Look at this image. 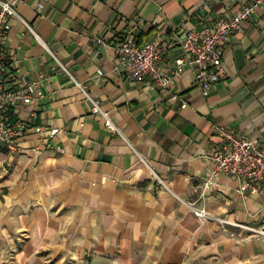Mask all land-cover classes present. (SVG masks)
<instances>
[{"label":"crops","instance_id":"1","mask_svg":"<svg viewBox=\"0 0 264 264\" xmlns=\"http://www.w3.org/2000/svg\"><path fill=\"white\" fill-rule=\"evenodd\" d=\"M254 1H17L39 40L12 18L2 43L7 85L33 101L14 111L29 127L16 148L0 142V264H264V237L201 222L182 202L264 228V184L245 196L225 175L203 185L222 142L215 128L264 145V1L224 45L208 95L190 68L173 76L191 30ZM122 36L172 45L159 66L167 89L116 72Z\"/></svg>","mask_w":264,"mask_h":264},{"label":"built area","instance_id":"2","mask_svg":"<svg viewBox=\"0 0 264 264\" xmlns=\"http://www.w3.org/2000/svg\"><path fill=\"white\" fill-rule=\"evenodd\" d=\"M17 1L0 0V142L11 150L16 148L18 141L29 131V127L25 123L15 119L14 111L20 104H29L33 99L28 94L17 93L6 83L5 70L10 67V63L2 43L10 28L9 21L12 18L20 19L27 30L39 40L32 27L19 17L16 8ZM263 1L255 0L250 6L231 18H218L200 29L191 30L180 43L185 57L177 60V71L173 73V76L190 68L194 72L197 88L204 95H208L223 74L224 45L232 34L240 32L242 23L249 20L254 10ZM171 46H162L157 43L139 46L132 37L122 36L115 45L116 58L118 59L116 72L131 83L153 82L157 88L167 89L172 78L162 76L159 66ZM60 66L63 72L69 75V72L61 64ZM74 82L90 104L91 113L102 118L108 130L119 133L109 113L102 109L100 103L93 99L80 83L75 80ZM185 107L186 105H182V108ZM214 131L222 142L210 158L211 169L203 184L204 188H212L215 186V179L220 175H225L242 181L243 185L238 191L240 195L245 196L248 190L258 192L261 185L264 184V145L246 139L233 129L217 127ZM56 132L55 129H51L50 137H53ZM157 179L162 183L159 177ZM182 202L201 222L214 221L222 226H233L253 235L264 237V228H252L231 223L226 219L214 217L194 203Z\"/></svg>","mask_w":264,"mask_h":264},{"label":"rangeland","instance_id":"3","mask_svg":"<svg viewBox=\"0 0 264 264\" xmlns=\"http://www.w3.org/2000/svg\"><path fill=\"white\" fill-rule=\"evenodd\" d=\"M12 259V258H11Z\"/></svg>","mask_w":264,"mask_h":264}]
</instances>
